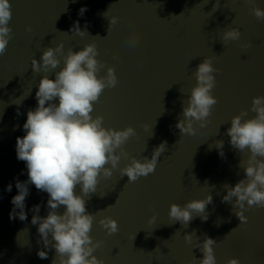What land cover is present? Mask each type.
Returning a JSON list of instances; mask_svg holds the SVG:
<instances>
[{
    "label": "water",
    "instance_id": "95a60500",
    "mask_svg": "<svg viewBox=\"0 0 264 264\" xmlns=\"http://www.w3.org/2000/svg\"><path fill=\"white\" fill-rule=\"evenodd\" d=\"M10 3L13 36L6 54L0 56V264H52L55 257V249L47 248L48 259L37 256L43 245L37 243L38 225L31 223L36 215L31 211L34 205L41 206V217L47 216L48 194L29 185L27 220L18 216L10 219V212L12 197L18 194L16 180L28 179L26 163L17 159V137L26 134L23 124L28 110L37 106L35 93L43 75L54 79L55 72L64 67L60 57L57 69L36 73L31 60L34 56L39 60L46 48L61 42L65 54L70 48L80 51L88 43H96L97 59L115 67L119 83L104 90L99 102L94 103L92 116H103L105 128L136 129V135L124 145L129 159L122 158L111 177L101 174L96 192L84 197L88 212L96 216L90 235L103 241L94 255L105 264H199L202 251L195 247V240L188 243L185 239L195 231L201 242L205 234L217 241V264H227L231 258H238L240 264H264V208L246 211L249 220L240 224L232 212L235 198L232 204L222 202L227 194L223 185L234 187L244 178V168L239 164L250 155L232 148L227 129L242 110H248L245 120L254 118L253 98L264 96V21L250 11L251 5L246 0H220L215 11L216 0ZM256 6L264 9V0H256ZM81 7L87 8L83 16L79 15ZM111 16L119 17V22L108 29ZM76 21L88 34L71 33ZM29 25L31 33L26 31ZM138 27L144 30L143 39L129 47L130 34ZM232 27L240 29L241 39L225 46L223 34ZM249 42L252 46L246 47ZM206 57L220 69L214 74L217 84L213 95L218 103L207 127L196 124L195 135L181 134L175 125L184 119L183 107L197 85L193 73ZM106 72L107 68H102L98 75ZM146 124L151 126L147 130ZM220 140L226 158H221L214 146ZM165 141L167 150L154 173L136 182L121 176L120 169L131 162V157L150 159L154 148ZM9 183L11 192L6 190ZM76 191L82 195L79 186ZM209 194L213 203L207 206V221L195 216L184 227L169 217L172 203L183 206ZM58 211L62 214L64 207ZM153 215L157 219L150 224ZM105 216L118 221L117 233L108 235L102 228L99 221Z\"/></svg>",
    "mask_w": 264,
    "mask_h": 264
},
{
    "label": "clouds",
    "instance_id": "9594fccd",
    "mask_svg": "<svg viewBox=\"0 0 264 264\" xmlns=\"http://www.w3.org/2000/svg\"><path fill=\"white\" fill-rule=\"evenodd\" d=\"M246 2L251 5L250 11L255 17L264 21V9L256 6V0ZM219 4L220 0H216L213 7L215 11L220 7ZM108 10L103 13L105 17ZM86 11V7H81L79 15L83 16ZM12 16L10 0H0V56L6 54L13 36V30L9 26ZM108 21L109 29L119 22V17L111 16ZM26 31L31 33L32 26H27ZM70 31L80 36L88 34L86 28L81 30L79 21L73 24ZM143 36L142 27L134 29L128 46L135 47ZM241 36L240 29L232 27L224 32L221 41L226 46L231 41H239ZM251 46V42L246 45ZM98 56L99 50L95 42L88 43L80 51L70 48L66 54L64 43L61 42L55 47L46 48L39 60L35 56L31 60L32 70L36 73H49L57 69L61 64L60 57L63 58L64 67L55 72L54 79L47 74L43 75L35 93L37 106L28 110L27 120L23 124L26 134L17 137V159L26 163L28 179L24 182L16 180L18 194L11 200L14 207L10 212V219L18 216L21 221L27 220L25 208L29 185L48 194L47 216L41 217V206L34 205L31 211L36 215L32 217L31 223L38 225L37 243L43 245L37 256L48 259V251L44 248L49 251L55 249L52 264H105L104 260L94 255L103 241L94 240L90 235L96 216L88 212L84 197L90 198V194L96 192L101 174L104 178L111 177L113 170L119 168L121 159H129L124 145L136 135V129L132 126L123 130L105 128L103 116H92L94 103L99 102L104 90L115 88L119 83L115 67H108L106 62L101 63ZM105 67L106 75L99 76L101 69ZM219 71L213 66L211 57H206L197 66L193 73L197 85L191 90L187 106L183 107L184 119H179L175 125L181 134L195 135L197 128L194 125L205 128L211 122L209 118L213 107L218 103L213 95L217 84L214 74ZM251 111L256 113L254 118L245 120L248 110H242L231 119V127L227 129L232 148L241 153H250L248 159L241 160L239 164V167L244 168V178L234 187L227 183L223 185L227 194L223 196L222 202L232 204L235 198L232 212L238 217L240 224H246L249 220L245 215L246 211L264 208V96L253 98ZM149 127L151 126L144 125L146 130ZM214 146L219 150L221 158H226L224 142L216 141ZM166 150L165 141L154 148L150 159L144 157L141 161L131 157V162L120 169L121 176L126 175L128 182H136L141 177L154 173L161 154ZM109 164L111 167L107 166ZM78 186L82 195L77 194ZM6 190L12 191L11 183ZM212 203L211 194L205 199L191 200L183 206L172 203L169 217L174 223L180 222L184 227L195 216L207 221V206ZM61 206L64 207L62 214L58 211ZM156 219L157 216L153 215L149 223L154 224ZM99 223L108 235L119 231L118 221L111 216L103 217ZM135 237L136 234L133 240ZM185 239L188 243L195 240V247L202 251L203 259L199 260V264H217L214 251L216 240L205 234L201 242V237L195 231L185 235ZM227 264H240V260L231 258Z\"/></svg>",
    "mask_w": 264,
    "mask_h": 264
}]
</instances>
